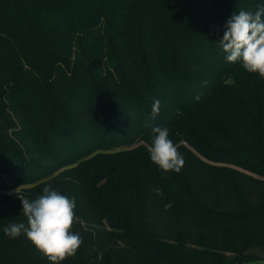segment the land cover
I'll list each match as a JSON object with an SVG mask.
<instances>
[{
	"label": "trees",
	"instance_id": "1",
	"mask_svg": "<svg viewBox=\"0 0 264 264\" xmlns=\"http://www.w3.org/2000/svg\"><path fill=\"white\" fill-rule=\"evenodd\" d=\"M261 7L264 0H0V189L73 164L25 194L32 200L59 184L75 199L72 231L83 244L61 264L264 259V180L251 174L264 176V79L227 62L219 45L233 12ZM208 101L233 115L207 114L197 132H179L207 157L250 173L212 166L185 147L179 173L158 168L165 185L148 177L132 187L106 167L82 169L88 155L120 166L115 149ZM20 222L21 197L0 192V264H50L25 235L4 234Z\"/></svg>",
	"mask_w": 264,
	"mask_h": 264
},
{
	"label": "clouds",
	"instance_id": "2",
	"mask_svg": "<svg viewBox=\"0 0 264 264\" xmlns=\"http://www.w3.org/2000/svg\"><path fill=\"white\" fill-rule=\"evenodd\" d=\"M225 32L219 45L226 54L229 63H240L248 73L258 74L264 79V7L254 13L239 10L233 12L225 25ZM160 101L154 100L151 115H158ZM146 127L148 126L146 122ZM150 160L163 172L179 173L185 164L183 156L169 138L165 127L152 128L151 145L148 148ZM157 196H162L156 188ZM22 214L27 223H11L4 227L6 236L16 239L22 234L31 242L50 264H61L68 257H74L83 240L72 231L77 221L76 201L61 194L51 186H45L42 194L29 200L21 198ZM165 204V210L171 208ZM251 264H264L253 261Z\"/></svg>",
	"mask_w": 264,
	"mask_h": 264
},
{
	"label": "rangeland",
	"instance_id": "3",
	"mask_svg": "<svg viewBox=\"0 0 264 264\" xmlns=\"http://www.w3.org/2000/svg\"><path fill=\"white\" fill-rule=\"evenodd\" d=\"M225 77L222 76L221 80ZM228 81H231L229 79ZM245 91H243L244 93ZM247 92V91H246ZM245 92V93H246ZM249 95V94H248ZM247 100L243 99V102L246 103ZM207 105H204L200 110L197 111L196 114L194 113H188V114H182L179 113L181 116V121L180 122H175L174 118L173 121L171 122L170 125H168V130H169V138L173 141V143L176 145L177 150L180 151V154L182 156H187L188 152L182 151L180 148L185 147L187 151L190 153L195 154L198 158L206 162L207 164H210L212 166H225V167H230L233 169H238L241 171H245L247 173H250L249 171L243 169V167L233 164V163H228V162H222V161H217L215 160L214 157H207L199 148L197 149L195 145L191 144L185 137L181 135L179 130L181 131L183 128H189L193 132H197L195 130V126L204 119L207 114H213L216 112H219L220 115H224L227 118L231 117L233 115V110L228 106L224 105L222 103H215L213 101H208L206 103ZM204 117V118H203ZM183 118V119H182ZM169 120V119H168ZM195 136V135H194ZM197 141L199 142L200 139L197 137ZM151 140L152 136L148 138H144L143 140H140L138 142H135L131 145H125L118 147L117 149L114 150L113 154H117L118 158H120V166H117L114 168V160H102L100 158L95 157V155H88L84 157L83 159L85 161L91 160L92 162L88 163L87 165H83L82 169L84 171H87L89 169L95 168V167H106L108 170H113V175L119 178V180L124 181L128 184H130L132 187H136L137 184L140 185V179L146 178L148 181L150 180L149 178H153L158 182V184H166V179L163 175L159 174L158 166L153 164L150 160V155L148 152V148L151 145ZM210 142V140H206ZM205 140L203 141V144L206 146L210 147L209 143H207ZM202 142V141H201ZM143 149L144 153L140 154L137 152L138 149ZM136 153V157L135 154ZM95 157V158H94ZM134 160H132V159ZM84 161V162H85ZM83 163V162H82ZM77 164V163H76ZM74 164V165H76ZM73 166L72 165H66L55 172H52L48 175H45L39 179L37 183H27V184H22L16 187H8L6 189H0V192L9 196V197H21L25 198V194H27V190L32 188L33 186L40 184V182H44L47 180H51L54 178H59L61 177V173L64 171H67L68 169H71ZM74 167V166H73ZM81 169V170H82ZM255 177H257L260 180H264V176L260 175H255L251 173ZM149 177V178H148ZM64 183H61V185ZM59 185V184H57ZM56 186H52L54 189H56ZM259 254H262L261 252H258ZM228 254V253H227ZM231 255V254H230ZM253 261H264V259L258 258V259H252L246 262V264H251Z\"/></svg>",
	"mask_w": 264,
	"mask_h": 264
}]
</instances>
